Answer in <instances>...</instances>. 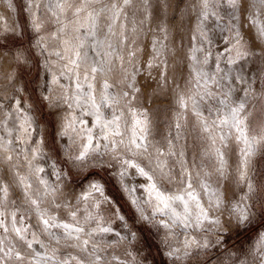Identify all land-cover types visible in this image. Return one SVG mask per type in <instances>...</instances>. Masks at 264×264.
Instances as JSON below:
<instances>
[{"label": "snow or ice", "instance_id": "obj_1", "mask_svg": "<svg viewBox=\"0 0 264 264\" xmlns=\"http://www.w3.org/2000/svg\"><path fill=\"white\" fill-rule=\"evenodd\" d=\"M94 4H100L99 11L94 8L88 11ZM211 8L214 11H202L200 13V23L198 24V34L191 37L196 40L197 47L190 49L188 60L191 69L189 78L185 81L183 87L175 80H173L170 91L175 97L173 103L176 106V118L170 125L174 129L170 131L168 136L169 157H184L183 151H174V141L178 142L182 138V132L185 128V123H190L192 131L198 140L206 141L208 147L204 148L203 156H207L212 163L208 166L211 171H204L203 156L202 162L197 167L200 169L196 173V179L193 180L192 172L186 167V161L180 159V168L177 175H173L174 169L168 165L161 157L165 153L160 150H155V156L149 151L152 147L148 137L151 135L150 122L147 119V111L142 113L134 110L132 104L137 100L138 95H141L140 80L138 77H143L145 83L143 87H149L148 81H151L157 88L166 89L169 87L168 77L166 71L168 62L166 59H160L159 40L153 39L151 42V52L148 59L144 63H138L137 42L134 38L144 25V21L129 22L127 9L133 6V0H116L110 4H106L103 0H81L79 6L74 4L72 0H47L43 7L51 14L49 19L59 25L57 30L53 32L50 39L60 40L65 46V51L72 50L73 56L68 58V63L64 65V69L59 73V76L52 75V84L59 85L61 89L65 85L60 84V79L65 76L66 72L71 73L69 80L75 78L74 91L73 85L69 83L67 86V95H62L57 98L55 103L51 102V97L42 95L43 100L49 101V106L59 109L61 101L66 107L71 110L75 105L80 109L81 117L77 120L72 117L70 120L65 118L66 122L63 126V131L59 133L61 136L68 135V129L77 131L74 126L76 123L85 125L81 129L86 136V143L84 137L82 140V150L75 157H70L74 166H80L87 161L90 152L96 151L100 145L94 143L95 136L100 135L105 140L109 139V130L112 129L113 136H123L120 132V118L122 114L113 111V105L119 104L120 100L113 96L109 89L112 87L107 80L104 81L103 92L97 102V97L94 94V87L92 83H88L87 90L80 83V73L78 69L81 63H89V70L91 78L94 80L97 73H104L106 71L114 70L117 65L123 74V89L120 92V98L125 101V106L132 112L133 116L143 115L144 120L133 121V136L129 139L127 144L124 143L123 138L120 140L112 139L110 141L113 151L116 153L114 159L120 163V170L114 173V178L123 191L129 195L136 191V188L129 186L124 178L129 175V171H134L136 174L145 177L149 184L145 189L147 199L145 204L153 205L151 217L159 215L161 219L155 221V225L159 228L167 230L165 237V244L168 245L169 250L166 255L171 258L173 264H178L182 259L192 255V249L197 251L207 250L213 247V241L205 235L202 239H197L195 236L189 235L190 232L213 233L217 237H226L227 232L223 231L225 224L229 227L235 221V227L240 229L243 225L250 222L253 215V209L256 207L255 201L252 200V195L255 192L254 185L249 175L251 171V156L255 153L257 145L264 147V128L256 137L250 136V127L248 121V114L246 110V99L236 97L232 99L237 92H243L244 97L248 96V90L251 84L248 78L244 75V70L239 66V62L246 58L247 53L241 52L239 49L246 44L245 37L242 30L245 25L241 23V11H246L247 16L244 17L248 24L256 28L257 37L264 39V0H254L250 5L251 10L241 3V0H201L203 9ZM148 0H143L141 7L147 11ZM8 7L12 8L9 0ZM166 8L167 5L165 4ZM42 4L39 0H26L22 7V11L28 17L26 28L19 27L15 22L13 25H7L5 18L0 17V24H3V31L0 32V40L8 41L9 43H0V49H8L4 55L12 54L17 63L24 65L28 64L32 56V49H39L41 54L48 53V46L45 45V37L40 35L43 30V23L40 15ZM71 12L75 17L74 21H69L73 24V30L81 35L75 37L78 41L74 46L67 39H62V34L65 33L67 25L60 20L61 15H67ZM107 13V29L108 33L116 36L115 43L111 41H100L97 39L98 20L101 14ZM83 16V22L82 20ZM135 15V13H132ZM124 19V23L120 24L119 33L113 31L114 25ZM212 18L217 27L223 26L222 30L231 33L229 43H233L232 48H225V53H228L226 63L233 67L221 68L222 56L217 54L213 57L211 49L206 48L205 44H211V39L205 30V24ZM155 19L160 21L159 10H157ZM129 23L132 27L129 28ZM87 25V26H86ZM35 34L34 37L29 38V47L24 48V38L27 29ZM155 30L164 34L167 39V27L164 21L156 23ZM150 34L155 35L153 29L148 30ZM90 38V39H89ZM87 42V45H86ZM11 45V46H10ZM106 45V46H105ZM86 46L93 47L96 50V55L100 56V60H89L87 51H84ZM15 47V51H13ZM83 51V56L81 55ZM235 51V58L231 53ZM27 53V55H26ZM121 53H126L122 55ZM56 55L61 60L65 59L63 52L56 51L48 55ZM212 60L215 68L214 71L206 72L204 67ZM68 64L72 67L69 68ZM129 66L131 71L129 72ZM45 68L50 71L49 61L46 57ZM162 69V70H161ZM153 70H160L157 77L152 76ZM15 80V77H10ZM84 79L87 81L89 76L86 74ZM239 84L243 87H236ZM51 89L45 86L44 92H50ZM14 99V98H13ZM23 98L15 99V110H9L6 114L7 119H10L13 124L14 131H21L23 134L31 139V132L38 130L39 125L36 124L35 117L29 113L31 106L25 109ZM105 110L111 114V119L106 115ZM83 116L92 117L93 121L91 127H87L90 123L85 120ZM17 120L20 121L18 129L15 127ZM36 124V129L33 128ZM142 125V127H141ZM93 129H98V133H94ZM137 129L139 135L136 134ZM215 130H219V135H215ZM19 139V137H16ZM219 141V147H216ZM13 141L9 140L11 144ZM28 141L26 140L25 143ZM32 143L37 144V148L29 149L33 153L32 160L28 161L29 168L33 174L37 175L38 185H43L48 188L46 179L39 174L45 172V168L40 166L38 156L42 158V142L32 140ZM229 144L232 148L229 149ZM243 144L244 147H239ZM121 145L123 150L121 153ZM108 148L109 145H104ZM210 149V150H209ZM127 153H131L130 157H126ZM232 155H236L238 160L233 164L229 163ZM11 156L6 159L11 160ZM33 161H36L34 164ZM57 179L60 178L61 173L57 171L54 173ZM20 184L23 186L25 193L32 190L33 195L37 199H29V203L37 209L40 207V202L43 197L48 195L47 191L41 193L39 187L33 189L31 182V175L28 177H20ZM240 188L243 195L238 200H235V193L232 186ZM242 185V187H241ZM144 187V186H141ZM92 192L99 193L104 203L112 204L109 197L103 195V186L98 182L90 185ZM246 189V190H245ZM54 191V189H53ZM92 195L91 192L83 194L81 199L88 200ZM0 229L5 233L9 232L5 221L8 214L4 210L6 205L3 201L8 199V185H0ZM207 197L205 200L204 198ZM131 204L135 206L136 211L140 213V220L153 223L150 216L143 214V204L140 198H132ZM93 206L100 208V202H94ZM57 208L60 205H56ZM67 207V205H65ZM115 218L121 223L124 229H127L125 235L115 232L117 241L109 242L108 247L112 243H118L120 240H138L137 232L132 231L125 215L121 214L120 209L113 208ZM225 211L227 218L225 219ZM261 211L264 213V203L261 204ZM87 212V210H86ZM69 218L72 222L59 221L58 217L45 218L44 213H38V220L36 225L26 227H16V223H26L25 217L20 216L17 221L16 213L11 214L13 223L12 232L15 233V238L21 242L27 249L30 250L31 264H108L105 256L106 249L98 242V237L103 234L113 233L114 229L105 217L102 215L92 214L87 212L84 216L83 224L78 219V210L73 209L69 213ZM94 225V226H93ZM30 227L38 229L41 233H47L57 245L61 240L64 243V251L60 248L53 249L52 256L45 254L44 243L35 238H29L31 235L35 237V233L29 231ZM176 229H180V234L184 235L181 247L173 248L169 243L167 236L169 234L175 235ZM55 230V231H54ZM226 243V239L218 238L214 242L216 248H220ZM4 241L0 240V264H8L13 258L17 262H23L26 257L19 250H13L11 247H4ZM40 249V250H38ZM67 249L76 250V255ZM227 251V249H225ZM60 252L61 258L57 259L56 254ZM130 255V254H129ZM150 255V253H149ZM113 261H118L119 264H125L119 261L118 257L113 256ZM145 261L148 256H144ZM259 264H264V234H261L259 239ZM135 264H140L136 261Z\"/></svg>", "mask_w": 264, "mask_h": 264}, {"label": "rangeland", "instance_id": "obj_2", "mask_svg": "<svg viewBox=\"0 0 264 264\" xmlns=\"http://www.w3.org/2000/svg\"><path fill=\"white\" fill-rule=\"evenodd\" d=\"M43 1L39 0L42 4L40 19L43 23V30L40 35L45 37L44 43L48 46L47 43L50 42L51 32L55 28H58L59 25L49 19L51 14L43 7ZM8 2L9 0H0V17L5 18L7 25H13L15 19L18 21L19 27L26 28L28 17L22 11L26 0H10L15 6V10L8 7ZM103 2L110 4L116 2V0H103ZM253 2L254 0H241V3L248 7L249 10H251L250 5ZM80 3L81 0H75L77 6ZM142 3L143 0H133V6L126 10L129 22L133 20L144 21L143 29L134 36L137 48L140 50L138 52V63H144L148 59L151 52L152 40H159L160 59H166L168 62L166 75L169 87L166 89L157 88L154 83L148 81L149 87L145 88L143 87L145 83L144 78L138 77L140 80V85L138 86L141 87L142 94L138 95L137 100L132 104V108L141 113L144 110L147 111V119L150 122L151 128V135L148 139L152 145L149 151L153 153V156H155L156 149L162 150L165 155L161 159L165 160L174 169L173 175H177L180 168L179 160L184 159L186 167L192 172L193 180L195 181L196 173L200 171L197 166L202 162V150L207 148L208 145L206 141L196 138L190 123H185L182 138L178 142L174 141L172 149L174 151H183L185 153L184 157L168 156V134L170 131L174 132V129L170 128V125L175 120L177 111L173 103L175 97L170 89L173 86V80L183 87L185 81L189 78L191 69L189 67L190 61L188 60V56L190 55V49L198 46L197 41L192 40L191 37L198 34L200 13L202 11L211 12L214 9L211 8V5L208 9H203L201 0H148L149 6L147 11L141 7ZM165 4L167 5L166 8L164 7ZM90 8L92 10L94 8L98 12L100 4H94ZM157 10H159L160 21H164L166 24L167 39L164 38L163 33L155 30L156 23L160 22L155 19ZM132 13H135V15H132ZM107 15V13L101 14L98 20L97 35L100 37L108 33ZM240 15L241 23L245 25L242 34L245 37L246 44L239 50L247 53V55L244 60L239 62V66L243 68L244 75L248 78L251 88L248 90L246 98L243 92H237L232 99L235 100L236 97L246 99L245 106L250 127L249 134L256 137L261 129L264 128V39L258 38L256 28L249 25L248 21L244 19L247 16V12L242 10ZM72 17L71 12L65 16L66 19H71ZM60 20L64 24L62 18ZM122 23H124L123 17L114 25L113 31L119 33L120 24ZM3 27L0 24V32L3 31ZM131 27L132 24L129 23V28ZM150 28L153 29L155 35L149 33L148 30ZM222 28L223 26L217 27L212 18H209L205 24V30L212 42L211 44H205V47L211 49L213 57L217 54L223 57L220 66L226 69L233 66L227 65L226 60L229 54L225 53L224 50L226 47L232 48L234 42L229 43L231 33L223 31ZM34 36L35 34L30 28L27 29L24 38V48L29 47V38ZM116 39L117 37L113 36L110 41L115 43ZM0 43L9 42L0 40ZM13 51H15V47H13ZM56 51H60L58 46L52 52L48 49V53L45 54H41L39 49L34 48L32 49V56L34 58H30L29 63L24 65L22 63L18 64L11 53L4 55V53L8 52L7 48L0 49V127L6 118L7 112L15 110V97L17 96L22 97V101L28 102V105L31 106L30 112L35 117L36 124L39 125L38 130L31 132V139L26 137L21 131H14L10 136L0 135V185H8V199L3 201V203L6 205L4 210L8 214L5 223L9 228V232L7 233L0 229V240L4 241V247H11L14 251L19 250L26 257L23 262H17L13 258L8 264H29V261H31L30 250L19 242L15 238V233L12 232V213H16L17 221H19L20 216L25 217L26 223L17 222L15 225L23 228L36 225L38 213L41 212L44 213L45 218L58 217V222H72L69 218V213L73 209L78 210V219L81 224L84 222V216L87 212H90L94 215L99 213L113 227V233L103 234L102 237H98V242L106 249L104 254L108 264H119L118 261H113V256L118 257L119 261H123L125 264H135L136 261H139L140 264H173L171 258L166 255L169 250L168 245L165 244L167 230L159 228L154 223L161 219V217L159 215L151 217L153 205L144 203L147 199L145 191L147 182L144 180L147 179L136 174L134 171L132 175L126 176L124 178L125 182L129 186L136 188V191L129 195L122 190L120 184L114 178V173L120 170V163L117 159H114L116 153L113 151L110 141L112 139L118 141L123 138L124 143L127 144L133 136V121L145 119L143 115L133 116L132 112L125 106V101L120 98V92L126 89H123V74L119 69V65L110 71L111 81L108 84L112 86L109 92L120 100L119 104L113 105V111L122 114L119 130L123 133V136H113L112 129L109 130L108 140H105L100 135H96L94 143H98L100 147L96 151L90 152L87 161L82 165L74 166L70 157H75L82 150L81 137H84V143H86L85 133L81 130L85 125L78 128L79 137L75 140H69V129L68 135H59L63 131L65 118H67L72 109L69 110L62 101L59 109L52 108L49 106V101L42 99V95H48L51 97V102L55 103L58 97L68 94L65 88L61 89L59 85L52 84L46 76V72L48 71L45 68L46 57L49 61V66L53 65L54 62L52 60L58 56L48 54L55 53ZM121 54L126 56V53ZM235 55L236 53L233 51L231 56L235 58ZM100 59L98 58V60ZM214 68L215 65L210 59L209 64L203 70L211 72L214 71ZM128 70L129 72L131 71L130 66ZM159 71L153 70L152 76L157 77ZM12 76L15 77V80L10 78ZM100 81L104 84L105 80L102 79ZM99 85L95 84L93 86L97 102H99V97L103 92L100 90ZM45 86H48L51 91L44 92ZM236 87L243 86L237 84ZM105 112L108 118L111 119V114L107 110ZM75 114L78 120V117L81 115L80 109L75 107ZM87 120L90 122L87 127H91V123L94 121L89 118ZM36 124L33 127L34 129H36ZM98 131L96 129L94 133H98ZM136 134L139 135L138 129ZM214 134L218 136L219 130H215ZM38 136L42 138L44 153L42 165L40 166L45 168V172L39 175L46 179L48 188L38 185L37 175L31 172L28 165V161L32 160V157L27 153L26 146L34 148L37 144L32 143V140L37 141ZM16 137H19V139H16ZM9 140L13 142L9 144ZM26 140L28 141L27 143H25ZM104 145H109V147L105 148ZM219 146V141H217L216 147ZM239 147H244V145L241 144ZM231 148L232 145L229 144V149ZM120 150L122 153L123 145H121ZM229 154L231 155L230 164L238 160L236 155ZM7 156H11V160L6 159ZM130 156L131 153H127L125 158ZM39 160L40 157L38 156ZM203 163V170L211 171L208 166L212 161L207 156H203ZM250 164L251 171L249 175L255 192L249 203L253 201L256 203V207L252 210L253 215L250 218V222L243 225L240 229L235 227V221H233L231 227L225 224L222 230L227 232L228 235L226 237H217L211 232H190L189 235L195 236L197 239H202L207 235L213 241V247L198 251L193 248V254L180 260L178 264H259V239L261 234H264V213L261 211V204L264 203V147L257 145L255 153L251 156ZM57 171L61 173L59 179L54 174ZM30 175L33 189L39 187L41 193L45 191L49 193L43 197L39 209L29 203V199H37L33 195L32 190H29L26 194L19 182L20 177H28ZM97 182L103 186V195L109 197L112 201L111 205L104 203L99 193L92 192L90 185ZM232 190L235 193V200H238L243 195L240 188L235 185L232 186ZM89 192L92 195L88 200L81 199L83 194ZM137 197L140 198L141 204H143V214L150 216L153 223L140 220V213L131 204V199ZM2 199V196H0V200ZM204 199L206 200L207 197ZM94 202H100L99 209L93 206ZM56 205H60V207L57 208ZM117 207L120 209L121 214L125 215L132 231L137 232L140 238L131 241L120 240L118 243H112V246L108 247L109 242H114L118 239L114 234L115 232H119L121 235H125L127 232V229L122 227L121 223L115 218V213L112 211L113 208ZM226 218L227 212L225 211ZM29 231L30 233H35V237L30 235L29 238L39 239L44 243L45 249L42 251L46 255L52 256L53 249L56 248H60L61 251L65 250V242L63 240L57 245L47 233H41L34 227H30ZM184 238V235L180 234V229H176L175 235L169 234L167 236L168 243L173 248L181 247ZM218 238L226 239V243L220 248L214 246V242ZM67 251L72 252L73 255L77 254L76 250L73 249H67ZM144 256H148L147 261L143 259ZM56 257L57 259L61 258L60 252H57ZM31 264H35V261H32Z\"/></svg>", "mask_w": 264, "mask_h": 264}, {"label": "bare ground", "instance_id": "obj_3", "mask_svg": "<svg viewBox=\"0 0 264 264\" xmlns=\"http://www.w3.org/2000/svg\"><path fill=\"white\" fill-rule=\"evenodd\" d=\"M72 2L75 4V0H72ZM47 3V0H44L43 1V5L44 4H46ZM12 4V9L13 10H15V6H14V4L13 3H11ZM80 5V4H79ZM46 10V9H45ZM47 11V10H46ZM88 11H92V9L91 8H89L88 9ZM49 13V12H48ZM50 14V13H49ZM85 14H82V20H81V22H83V16H84ZM40 17H41V15H40ZM60 18H62V20L64 21V24L65 25H67V28H66V30H65V33L64 34H62V39H67V40H69L70 42H71V44L74 46L76 43H78V41L75 39V37H77V36H79V35H81V33H77V32H75L74 30H73V24H71V23H69V21H74L75 20V17H72L71 19H66L65 18V15H61L60 16ZM11 21V20H10ZM14 22L19 26V24H18V21L17 20H15L14 19ZM10 24V23H9ZM2 26H4L3 24H2ZM87 26V25H86ZM57 30V28H55L52 32H51V34L53 33V32H55ZM51 36V35H50ZM112 35L110 34V33H107L105 36H103V37H100L99 35H97V39L98 40H100V41H105V42H107V41H110L111 39H112ZM90 39V38H89ZM48 42V41H47ZM48 44V49H49V51L50 52H52V51H54V49L55 48H57V46H58V48H60V51L61 52H63V54H64V57H65V59H63V60H60V57H55L53 60H52V62H54V64L53 65H51L50 66V71H47L46 72V76H47V78L49 79V81H52V75L54 74V75H57V76H59V73L62 71V70H65L64 69V65L65 64H67L68 63V58L69 57H72V58H74V56H73V52H72V50L70 49V50H68V51H65L64 49H65V46L60 42V40H53V39H50V42H48L47 43ZM86 45H87V42H86ZM106 46V45H105ZM84 51H87V53H88V57H89V60L91 61V60H98V58H101L100 56H97L96 55V50H94L93 49V47H91V46H86V48L84 49ZM81 55L83 56V51H82V53H81ZM55 56V55H54ZM68 67L69 68H71L72 67V65L71 64H68ZM78 71H79V73H80V83L84 86V89L85 90H87V85H88V83H92L93 84V86L95 85V84H100L99 85V88H100V90H104L103 89V83L100 81V80H102V79H104V80H107V82L110 84V81H111V74H110V71H106V72H104V73H97L96 74V77H95V79L93 80L92 78H91V74H90V70H89V63H81V65H80V68L78 69ZM88 75L89 76V79L86 81L85 79H84V76L85 75ZM71 75V73H67L66 72V74H65V76L64 77H62L61 79H60V83H62V85H65V89H66V91H67V86L69 85V83H71L72 85H73V91H74V84H75V78L73 77V79L72 80H69V76ZM68 92V91H67ZM117 95H118V92H117ZM15 99H20V96H17V97H15ZM22 103H23V105H24V107H25V109H28V107H29V105H28V102L27 101H22ZM31 116H33V114L30 112L29 113ZM82 115V114H81ZM81 115H80V117H81ZM75 116H77L76 114H75V105L73 106V108H72V111L70 112V114L67 116V118L70 120L72 117H75ZM34 117V116H33ZM80 117H78V119L80 118ZM83 118L85 119V120H87L88 118L89 119H91V120H93V118L92 117H88V116H83ZM66 122V121H65ZM19 123H20V121L19 120H17V122H16V128L18 129V127H19ZM35 126V124H33V127ZM75 126V125H74ZM81 126H83V125H81V124H79V123H76V129H77V131H72V129L70 128L69 129V131H70V136H69V140H75V139H77L78 137H79V130H78V128L79 127H81ZM13 124H12V121L10 120V119H7V117L5 118V120L2 122V125H1V127H0V135H7V136H10L11 134H12V132H14V130H13ZM96 131V129H93V132H95ZM38 134V133H37ZM39 135V134H38ZM37 141H40V142H42V138L40 137V136H38V138H37ZM33 148V147H32ZM32 148H28L27 146H26V150H27V153L29 154V156H31V157H33L32 155H33V153L31 152V151H29V149H32ZM34 148H37V145L34 147ZM42 152H43V146H42ZM26 155V154H25ZM43 155H44V153H43ZM30 157V158H31ZM43 157V156H42ZM34 163H36V161L34 162ZM39 163H40V165H42V158L40 157V160H39ZM132 173H133V171H129V175H132ZM128 175V176H129ZM145 182H147V185L149 184V182L147 181V180H144ZM146 188H147V186H146ZM17 227V226H16Z\"/></svg>", "mask_w": 264, "mask_h": 264}]
</instances>
